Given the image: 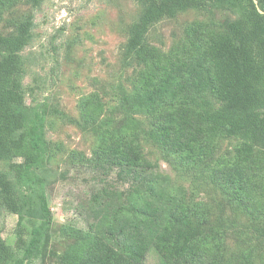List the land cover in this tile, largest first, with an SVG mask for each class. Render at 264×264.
I'll return each mask as SVG.
<instances>
[{
    "label": "trees",
    "instance_id": "obj_1",
    "mask_svg": "<svg viewBox=\"0 0 264 264\" xmlns=\"http://www.w3.org/2000/svg\"><path fill=\"white\" fill-rule=\"evenodd\" d=\"M44 1L0 0V214L17 216L14 247L0 232V264L42 260L51 235L53 150L45 108L26 101L22 56ZM134 1L121 54L133 73L113 105L97 92L83 97L75 122L96 139L86 162L117 168L130 186L99 190L85 228L58 230L68 244L53 254L57 264H144L151 250L161 264H255L228 239L255 232L264 241V0ZM190 11L200 18L167 50L149 41L154 25ZM146 146L191 175L189 187L158 172ZM201 192L220 196L230 214Z\"/></svg>",
    "mask_w": 264,
    "mask_h": 264
},
{
    "label": "rangeland",
    "instance_id": "obj_2",
    "mask_svg": "<svg viewBox=\"0 0 264 264\" xmlns=\"http://www.w3.org/2000/svg\"><path fill=\"white\" fill-rule=\"evenodd\" d=\"M138 9L134 0H45L33 13L32 40L22 51L23 83L27 103L34 101L46 110V136L53 150L47 166L51 179L45 183L47 205L52 213L51 235L42 260L33 264H57L58 258L53 254L68 244L58 230L68 224L86 227L92 217L89 200L93 194L102 189L124 192L130 186L126 176H118L117 168L102 169L86 162L93 155L96 139L75 122L81 119L79 104L83 97L97 92L106 106L113 105L118 86L127 85L133 67L124 62L121 54ZM27 10L29 6L25 4L19 7V11ZM196 18L200 15L190 11L161 21L151 28L148 39L167 50L181 36L183 27ZM4 23H0L1 32L8 30ZM146 151L152 152L149 157L157 163L156 170L168 175L171 184L189 187L187 179L191 175L174 169L155 148L146 146ZM0 168L6 169V165L1 164ZM201 197L212 207L219 203L223 209L219 214H230L227 202L220 201L217 194L201 192ZM238 211L234 216L236 223L243 219ZM16 223V215L1 212V236L11 247L16 241ZM228 240L234 252L251 253L255 264H264V241L258 234L236 233ZM233 261L237 264L236 258ZM144 264L161 263L151 250Z\"/></svg>",
    "mask_w": 264,
    "mask_h": 264
},
{
    "label": "water",
    "instance_id": "obj_3",
    "mask_svg": "<svg viewBox=\"0 0 264 264\" xmlns=\"http://www.w3.org/2000/svg\"><path fill=\"white\" fill-rule=\"evenodd\" d=\"M259 12L262 14L263 12L259 10Z\"/></svg>",
    "mask_w": 264,
    "mask_h": 264
}]
</instances>
